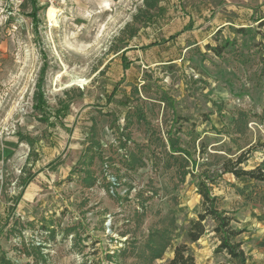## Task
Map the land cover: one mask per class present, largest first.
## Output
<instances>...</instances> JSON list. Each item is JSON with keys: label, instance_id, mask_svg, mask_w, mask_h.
<instances>
[{"label": "rangeland", "instance_id": "374dc122", "mask_svg": "<svg viewBox=\"0 0 264 264\" xmlns=\"http://www.w3.org/2000/svg\"><path fill=\"white\" fill-rule=\"evenodd\" d=\"M55 7L0 0V264H163L179 244L216 264L211 221L188 240L203 200L168 134L212 171L216 156L241 155L246 170L264 169V0ZM60 169L50 186L43 174ZM29 175L37 196L19 209ZM213 192L247 230L249 264H264V183L225 174Z\"/></svg>", "mask_w": 264, "mask_h": 264}, {"label": "trees", "instance_id": "16d2710c", "mask_svg": "<svg viewBox=\"0 0 264 264\" xmlns=\"http://www.w3.org/2000/svg\"><path fill=\"white\" fill-rule=\"evenodd\" d=\"M37 4V0H33V11H35V7ZM144 4L147 9H154L157 5V0H144ZM189 28L193 27L192 21H190ZM260 28H264V20L259 24ZM212 51L217 54L218 47H210ZM125 58V55L123 56ZM262 64H263V74H264V55L262 56ZM129 68V63L124 60V69L127 70ZM113 98V94L108 101L111 102ZM168 101L167 98L164 101ZM35 102L36 106L34 107L37 111H42L43 107V95L41 94V85H38L37 93L35 94ZM141 115V114H140ZM168 144L170 148V157L174 160H177V156L184 155L187 159H183V175L191 174L193 179H197V193L201 196L202 202V212L198 215L197 219L189 221V228L187 231V237L189 242L195 243L202 239L207 234V226L206 223L211 221L213 223L212 233L214 238L216 239V248L214 250V257L217 260L216 264H249V257L247 256L245 250L243 249V242L240 241V237L247 232L244 228H239L238 219L226 210H222L219 205V198L214 194L213 188L217 183V179L222 177L225 174L233 175L237 180L242 182H260L264 183V169L261 167H256L251 170H246L244 168V164H246L247 159L245 156L241 155L237 158H222L220 156H216L220 161L215 164L217 171H212L211 168H207L204 164V161H209L202 158L203 164H198L196 160H193L192 155L178 145V139L173 138L172 134L169 132L168 134ZM179 143V144H178ZM99 145V144H97ZM175 154H178L177 156ZM214 157V156H213ZM192 164L193 168L200 169L201 172L196 173L193 171H188ZM87 178H92L91 175L87 176ZM33 180V176L29 175L28 178L24 179L22 190L29 185V183ZM93 180V179H92ZM92 180H90L92 182ZM90 181H86L88 185ZM22 192L17 198L16 206L21 200ZM154 253V251H153ZM160 254H156L154 259L160 258ZM163 264H198L194 255L191 253L187 244H179L175 247L174 255L171 259L166 261Z\"/></svg>", "mask_w": 264, "mask_h": 264}, {"label": "crops", "instance_id": "0c3cea01", "mask_svg": "<svg viewBox=\"0 0 264 264\" xmlns=\"http://www.w3.org/2000/svg\"><path fill=\"white\" fill-rule=\"evenodd\" d=\"M125 53H126V51H124L123 55H122L123 68H124V60L126 61V54ZM124 55H125V58H123ZM126 62L129 63V68H130L132 62H130V61H126ZM129 68L127 70H129ZM127 70H125V71H127ZM78 161H79V159H78ZM68 171L69 170H67V172ZM64 173L65 172L60 169L58 171V173L49 174L50 179L48 177H46L45 174H43V178H44V180H46V182L48 184H50V186H52V184H55V179H61V178H65L67 176V175L64 176ZM35 179H37V178H35ZM34 185H36V182L34 181V178H33V180L29 183V185L24 189V191L22 193V196H21L22 198L17 205L19 209H23L25 206H27V203L29 200H32L34 198V196H37V193L34 192Z\"/></svg>", "mask_w": 264, "mask_h": 264}, {"label": "built area", "instance_id": "2783aa9c", "mask_svg": "<svg viewBox=\"0 0 264 264\" xmlns=\"http://www.w3.org/2000/svg\"><path fill=\"white\" fill-rule=\"evenodd\" d=\"M40 5L43 6V7H51V6H56L58 4H63L65 3V0H38ZM105 176L107 177L108 181L111 183V187H110V193L111 194H115L118 190V187H120V183H118L116 181V178L115 176H113L112 174H108L106 173ZM119 192V191H118ZM127 190H123L122 192V195L123 194H126ZM118 194H121V193H118ZM111 217L109 218L108 220V224L111 222Z\"/></svg>", "mask_w": 264, "mask_h": 264}, {"label": "bare ground", "instance_id": "6f19581e", "mask_svg": "<svg viewBox=\"0 0 264 264\" xmlns=\"http://www.w3.org/2000/svg\"><path fill=\"white\" fill-rule=\"evenodd\" d=\"M56 10L57 8L55 7V6H51V7H49V9L47 10L48 12H50V11H52L53 12V10ZM50 14V13H49ZM52 15V14H51ZM53 16V15H52ZM55 16V15H54ZM55 19V18H54ZM54 22H58L57 20H55ZM55 26H57V24H55ZM59 77V76H58ZM58 80V79H57ZM86 81L85 80H80V79H76V80H74L69 86H73V85H76V84H84ZM68 88V87H67Z\"/></svg>", "mask_w": 264, "mask_h": 264}]
</instances>
